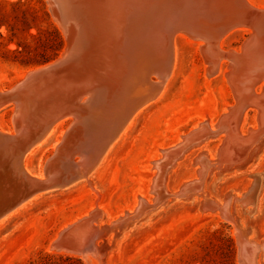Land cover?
Masks as SVG:
<instances>
[{
    "label": "rangeland",
    "instance_id": "1",
    "mask_svg": "<svg viewBox=\"0 0 264 264\" xmlns=\"http://www.w3.org/2000/svg\"><path fill=\"white\" fill-rule=\"evenodd\" d=\"M248 1L258 7L264 6V0ZM0 19L4 22L0 27L1 86L13 83L24 70L39 65H25L22 60H39L41 54L51 50L53 40L64 44V34L54 21L46 0H0ZM235 30L225 36L221 46L247 56V66L238 81L245 90L252 86L255 96H240L252 104L244 112L241 130L244 135L248 127H257V115L262 117L264 102H259V97L264 98V61L261 65L256 40L251 35L247 37L250 31ZM179 36L176 37L173 73L164 89L133 118L122 138L93 172L95 183L101 187L100 195L95 196L88 190L90 187L82 184L37 196L25 203L0 221V264H239L237 241L230 222L212 212L201 214L200 210L186 208L185 204H176L152 216L150 224L134 230L121 247L112 252L115 255L111 253L112 256L108 255L103 261L56 253L51 248L57 232L95 204L106 213L101 223H108L131 210L137 204L139 194L152 203L151 178L156 169L151 161L161 157V149L180 141L182 135L205 119L216 123L228 107L241 101L237 100L234 85L223 74L225 61L221 62L220 70L214 72L216 74L207 76L208 64L197 44ZM15 49L18 52L11 53ZM11 109L8 106L0 111L1 126L9 123ZM67 122H60L51 137L37 147L42 156L40 162L50 153L52 142ZM222 136L206 140L191 150L201 151L203 147V150L216 152ZM226 151L230 153L229 149ZM248 169L247 174L241 170L218 180L211 178L207 186L219 182L211 189L216 195L228 190L239 194L254 177L258 179L260 191L256 208L254 204H248L247 210L254 206V212H243L248 220L251 216L254 218L257 233L264 237V152ZM177 172L169 181L170 188L196 174L190 162L180 165ZM237 206L243 210L239 202ZM241 220L244 225V218Z\"/></svg>",
    "mask_w": 264,
    "mask_h": 264
},
{
    "label": "water",
    "instance_id": "2",
    "mask_svg": "<svg viewBox=\"0 0 264 264\" xmlns=\"http://www.w3.org/2000/svg\"><path fill=\"white\" fill-rule=\"evenodd\" d=\"M54 1L63 15L77 16L61 20L68 36L66 44L64 41L53 59L28 69L7 86L0 85V110L12 107L9 123L0 126L5 131H0V217L30 196L64 188L91 170L98 159L89 157L93 146L97 144L102 150L128 118L157 94L169 73L177 34L219 38L228 29L242 24L258 37V42L264 39V9L249 10V14L244 0H150L149 3L154 2L149 8L157 7L152 18H79L74 6L66 8L59 0ZM148 4L142 3L144 8ZM134 88L136 91L129 96ZM234 112L228 107L219 119ZM99 116L106 121L98 129ZM66 119L70 121L59 143L40 166L37 161L33 163L34 173L42 177L29 176L23 166L24 157L54 125ZM259 119L257 115V125ZM257 128L259 134L242 154L243 161L239 166L228 167L227 173L244 169L260 155L264 129ZM192 130L189 132L194 133ZM220 133L204 135L200 143L225 132ZM249 133L247 130L245 136ZM222 146L215 150L217 157L220 150L224 152ZM258 190L259 181L254 177L244 192L252 205ZM93 213L89 211L82 221L76 220L60 229L51 244L76 251L79 242L72 231L92 219L97 222ZM114 223L109 229L105 225L98 238L101 250L102 246L109 250L125 227L120 220ZM235 226L239 227L237 223ZM247 234L248 231H243L242 236ZM108 235L112 239L107 245ZM242 250L238 245L237 256L244 259Z\"/></svg>",
    "mask_w": 264,
    "mask_h": 264
},
{
    "label": "bare ground",
    "instance_id": "3",
    "mask_svg": "<svg viewBox=\"0 0 264 264\" xmlns=\"http://www.w3.org/2000/svg\"><path fill=\"white\" fill-rule=\"evenodd\" d=\"M65 1H70V2H65ZM149 1L150 0H59V4L66 8H69L70 6L72 8L74 6L77 12L80 13L79 18H152L154 16L153 12L154 13L156 12L157 7L153 8L154 6H151L150 9L149 7L150 5H152L154 1L150 3ZM244 1H245L244 6L246 7V10L249 14H250L249 10L251 12H256L259 9H264V6L258 7L250 3L248 0H244ZM46 2L48 4V7L51 11L53 18L55 19L54 21H56L60 30L64 34L65 37L64 41L66 44L68 36L63 30L61 20L62 18H77V16L69 15L68 17V15H63V13H61L60 10L58 9L54 0H46ZM142 3L146 5L148 3L149 4L147 7L144 8ZM210 23L214 27V23L213 22ZM235 29L241 31L245 30L247 33H249L250 31L246 25L238 24L237 26L228 29L219 38L218 36L216 37V36H208V35H204L202 37H198V36L195 37L192 36V34H188L184 32L177 34L174 37V42L172 45V61L170 65V70L168 75L164 79L161 87L159 88L157 94L153 98H151V100H148L145 104L139 107L138 110H136L128 118L125 124L120 127V130L112 138L110 143L107 145L104 144L102 150L105 147L106 148L103 151L100 150L99 147H96L97 144L93 146L94 150L89 151V153L91 152L89 157L90 158L98 157V159L96 160L91 170L85 176H83L82 179L77 180L71 184H68V186L64 188H60L48 192H42L30 196L27 200L20 202V204L17 205L15 208H13L9 212L1 216L0 221L6 218L11 213L13 214L14 211H17L18 208L23 206L25 203L29 202L31 199L50 192L67 190L74 186L84 184L88 188L89 187L91 188V189L89 188L88 190L94 193L95 196L100 195L101 187H99L97 183H95L92 176L93 172L95 171L96 168H98L101 165V163L104 161L105 157L109 154L111 149L122 138L123 133L125 132L126 128L129 127V124L133 120V118L144 108L149 106L154 100H156L157 97L162 92V90L164 89L166 82L173 73V68L175 63V53H176L175 50L176 37L178 35H180L179 37H181L187 42L193 41L197 44L198 46L197 48H199L200 51L203 53L206 62L208 64L207 67L208 69L206 71L207 76L212 75V73H214L215 71L217 73L221 68V62L225 61L226 68H224L223 74L226 75L227 78L234 85L235 87L234 92L237 95V100L241 99L240 96L250 97V98L254 97L255 93L253 91V87L249 86L248 88L249 90L248 89L245 90L244 86H242L238 81V79L244 73L245 68L247 66V56L244 55L243 52H237L234 50H225L221 46V41L225 38V36L231 33L232 31H236ZM250 35L257 42L258 45L257 47L259 50V51L257 50V54L259 57V61L261 62L262 65L263 64L262 62L264 61V39L258 42V37L254 35V33H250ZM27 70H24L21 77L24 75V73ZM136 89L137 88H134L130 92L129 96L134 91H136ZM260 101L264 102V98L259 97V102ZM249 105L252 104L246 102L245 99H241L240 102L239 101L237 102L236 106L229 107L232 108L233 111H235L233 114L230 113L229 117L220 118L217 123H214L217 124L218 126L217 129L214 128V124L211 123L209 119H205L203 122H201L200 126H196L195 128H193L195 130L194 133H191L193 131L191 130V132H188L187 134L183 135L180 141H177L176 143H174L173 145L167 148L161 149L162 151L161 157L151 161L153 162V167H155L154 169H156L151 178L152 184H151L150 192L154 194L152 198V203H149L150 201L146 200L143 197V195L141 196L139 194L138 195L139 200L131 210H126L123 215H120L115 219H111L108 223H101V221L106 217V213L97 204H95L83 216L89 215L88 212L92 211L94 212L93 214H95L94 217H96L97 222H95L94 219H92L91 222L88 223L85 222L81 226L79 225L77 227L79 229L76 232L75 229L72 231V233L73 234L75 233V236L78 239L79 242L78 249L76 251H71L68 248L65 247L57 248L55 245L51 244L52 251L66 255L80 256L83 258L95 257L101 261L103 258H106L108 255H110L113 251L117 250L119 246L121 247L123 241L126 238H128L129 237L128 235L134 232V230L142 226H145L146 224L147 225L150 224L149 222L152 216L159 214L164 210L171 209L176 204H181V205L185 204L186 208H194L196 210H200L199 213L201 214L212 212V214H215V216L224 217L225 221L230 222V224L233 226L234 235L237 241V246L239 245L240 247L241 245V248L244 250L245 253L244 259L241 256L237 257L239 264H264V237L263 235H259V233H257L258 228L256 226L254 218L251 216V218L248 220L249 217L244 215L245 212L249 211L247 210L246 206L250 204L251 201L249 196L246 195L244 192L248 189L251 182L239 194L234 193L231 190H228L222 194L216 195L214 191L213 192L211 191L214 182L211 185L207 186L211 178L218 180L222 176L230 174L234 171L243 170L242 172L247 174L249 170L248 168L249 167L252 168V165H254V163L263 154L264 147L260 155L257 157V159L248 166H246L244 169H234L231 170V172L229 173L226 172V170H228L229 169L228 167L230 166H232L230 168H233L235 164L239 166V164L243 161L242 154L244 153L245 149L254 142V139L252 140V138L255 135L259 134V132L256 133L255 131L257 127L255 129L248 127L247 130H249L250 132L249 135L248 136H245V134L242 135L241 130L245 120L244 112ZM233 107H235V109ZM0 111H2V109ZM261 115L262 117H260L259 119V124L257 125L258 126L257 129L261 128L260 130H263L264 106H262L261 108ZM98 119H99V123H98V129H99L102 127V125L106 120L103 116H99ZM65 121L66 122L70 121V119L59 121L56 125H54L52 129L48 131L46 136L43 137L40 140V142L32 150H30L24 157L23 166L27 174H29V176H33L36 178L42 177L41 175H37L38 173H34V169H33V163L35 161H37L39 166L43 162V161L40 162V158L42 156L40 151H37V147H39L41 144L46 142L51 137L50 134L60 124V122H65ZM1 125L2 123H0V126ZM114 126L117 127V124H114ZM0 131L5 132L1 128ZM63 131H64V127L62 128V131L60 132V135L56 139V141L52 142V147L50 148L51 149L50 152L59 143ZM221 131L225 132L223 133L224 138L222 139L221 142V144L224 145L222 146L224 152H221L220 150L219 152L220 155L218 157L216 155V152H214V150L213 152L203 150L204 149L203 147H201L202 148L201 151L200 149L191 150L200 143V137L210 134L218 135ZM228 137L230 139L229 141H228ZM205 141H206L205 139L201 140L200 144L204 143ZM101 142H102V138L100 140V143ZM226 142H229L228 145H226ZM227 149L230 150V153L226 151ZM187 150L190 151L188 154H186L188 152ZM30 157H31L30 162H27V159H29ZM189 162L191 163V168L193 169V171H196V174L193 173V175L190 178L183 180L182 182L178 183V185L176 184L174 188H170L171 185L169 184V181L171 180V177L173 176L175 177L178 174L177 168H179L180 165H183L185 163L189 165ZM196 165L198 167H194ZM257 180L258 179H255V181ZM216 183L218 184L219 182ZM260 187H261V183H260ZM195 195L200 196V198H197L196 200V198L194 197ZM180 199H182V201L185 199L186 201L182 202ZM257 199H258V194L256 197V201ZM238 202L242 205L243 210L237 206ZM169 203L171 204L169 205ZM255 203L254 206L256 205ZM254 206L249 211L250 214L254 212L255 210ZM244 210L245 212H243ZM83 216L75 219L73 222H75L76 220L82 221L81 218ZM242 217L244 218V225L242 224V220H241ZM117 220L123 222V224L125 225L124 229L119 234L120 236H118L117 239L114 240V243L109 250H106L105 247L103 246H102L103 250H101L100 247L101 245L98 238L101 237L100 234L102 231H104V226L106 225L108 229L109 227L112 228V226L115 225L114 222H116ZM73 222L67 224L62 228L70 226ZM236 223L238 224L239 227L235 226ZM8 225H6L5 228ZM259 225L260 224H258V226ZM5 228H3V230ZM243 231L244 232L248 231L246 237L242 236ZM111 239L112 236L108 235L106 238L107 245L110 244ZM85 244L87 247L84 246ZM88 262H90V260H88Z\"/></svg>",
    "mask_w": 264,
    "mask_h": 264
},
{
    "label": "trees",
    "instance_id": "4",
    "mask_svg": "<svg viewBox=\"0 0 264 264\" xmlns=\"http://www.w3.org/2000/svg\"><path fill=\"white\" fill-rule=\"evenodd\" d=\"M4 25V22H2V20L0 19V27ZM1 36V34H0ZM58 38V36H57ZM62 45L61 42L58 40L55 42V40H53V44L50 45L51 50L48 51V54H41V58L39 60H31V59H27V60H22V63L25 65H34V64H41L44 63L52 58H54L58 52H60V50L62 49ZM17 51V49H15L14 51H11V53L15 54Z\"/></svg>",
    "mask_w": 264,
    "mask_h": 264
}]
</instances>
